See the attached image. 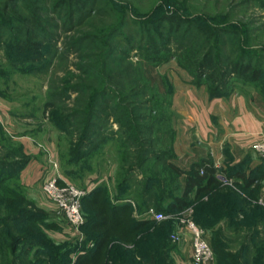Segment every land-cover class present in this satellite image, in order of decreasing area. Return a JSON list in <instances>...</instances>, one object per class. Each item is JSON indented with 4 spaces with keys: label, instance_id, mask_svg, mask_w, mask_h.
<instances>
[{
    "label": "trees",
    "instance_id": "1",
    "mask_svg": "<svg viewBox=\"0 0 264 264\" xmlns=\"http://www.w3.org/2000/svg\"><path fill=\"white\" fill-rule=\"evenodd\" d=\"M85 2L95 4L93 0ZM97 2L101 4L91 9L92 15L87 12L82 16L78 13L85 6L81 0H57L54 6L56 11L67 10L68 23L73 26L69 28L70 31L82 25L89 29L86 33L73 31L74 35L65 42L63 54L71 51L78 56L80 63L74 65L77 75L68 71L58 85H51V100L46 101L43 107L44 112L49 111L50 122L57 130L77 137L69 153L72 163L85 158L81 152L92 144L99 123L106 124L109 118L118 124L120 133L128 134L124 140L119 141L121 148L125 151L134 149L131 153L134 156L130 155L129 158L135 157L136 161H140L124 169L126 176L130 175L134 167L143 166L149 155L159 157L142 149V141L138 138L142 134L133 131L139 125L132 124L144 120L136 115L141 109L136 107L135 101L142 98L145 85L141 69L131 61L129 51L139 52L144 61H161L164 59L161 58L162 52H168L166 47L173 41L167 35L165 37V33H182L183 36L193 32L188 40L183 37L175 41V44L179 50L185 49L180 56L187 68L194 70L197 79L204 80L210 98L226 96L223 93L226 78L239 77L254 83L264 78V69L260 63L257 60L252 63L255 60L253 51H248L238 41L241 33L235 26L222 27L219 23L208 24L203 20L187 18L180 13L175 0H163L144 14L118 6L119 13L113 9L114 13L110 15L100 7L103 4L107 6L106 2L111 1ZM3 7L0 14H4L10 6ZM24 7L27 15L22 23L35 30V38L39 42L30 37L22 24L9 25L7 30L14 37L2 39L7 35L4 31L0 32V43L5 44V49L15 56L7 57L12 67H16L14 62L18 61L26 68L32 67L43 59L46 50L48 38L42 33L43 25L37 16L38 9L29 5ZM107 17L111 22L104 24L103 20ZM95 19L101 24L100 28L94 25ZM128 25L135 28L132 31L134 36L124 35ZM222 36H228V41H233L231 45L234 49L230 53L231 56L236 55L235 58L217 53V48L223 46ZM246 42L243 41V44L246 45ZM216 59L225 63L223 70L216 69ZM180 65L182 63L179 61ZM207 84H214V89H210ZM71 94L77 97L70 107L67 102ZM80 97L85 100L80 101ZM142 128L150 131L149 128ZM8 151L5 157L0 158V264H174L170 256L172 248L168 244L169 228L163 224L151 231L156 221L133 218L132 201L139 204L140 214L153 209L158 213L174 215L192 206L194 223L208 233L217 264H239L240 259L246 260L245 264H264L263 239H258L252 255L248 246V243L257 239L260 233L258 227L264 218V208L256 203L260 186H252L259 179L256 174L246 177L241 166L225 171L229 179L240 181L234 182L240 192L236 193L220 187L215 177L217 169L210 161H200L193 164L189 171H182L167 158L163 166L175 177L185 176V188L181 195L167 198L169 203L165 209L159 203L166 199L164 189L155 179L153 182L151 179L142 182L135 195L126 198L116 196V201H127L121 205H115L104 197V188L89 192L81 200L87 213L83 215L84 224L80 227L85 237L73 247L69 242L55 245L47 240L39 227L38 214L28 207L29 202L20 192L9 187L11 184L8 181L16 178L28 158L20 147ZM12 155L18 159L13 160ZM161 156L166 158L164 153ZM124 178L120 185L126 186L129 180L128 177ZM253 201L255 204L251 203ZM227 231L236 236L233 240L239 239L237 236L242 234L237 254L229 251L227 243L230 240L225 235ZM19 247L21 253L17 257ZM32 250L35 252L30 259ZM73 253H76L74 261L70 259ZM9 254L12 255L9 257Z\"/></svg>",
    "mask_w": 264,
    "mask_h": 264
},
{
    "label": "rangeland",
    "instance_id": "2",
    "mask_svg": "<svg viewBox=\"0 0 264 264\" xmlns=\"http://www.w3.org/2000/svg\"><path fill=\"white\" fill-rule=\"evenodd\" d=\"M97 1L93 0L95 2L93 4L92 2L81 0L82 5L85 4V6L78 12L80 16L87 12L92 15L93 10L91 9L97 8L102 2L99 0L100 4H98ZM109 1L111 2H106L108 3L107 6H103V4L100 8L106 10V13L110 15L114 13V10L119 13L120 7L118 6H125L134 9L140 14H144L163 0ZM56 2L57 0H0V10L4 8V5L10 6L5 10L4 14H0V26H4L0 27V32L4 31V34L7 35L2 39H7L9 36L14 37V34L7 30L9 25L22 24L29 32L30 37L34 41L39 42L35 38V30L28 24L22 23L27 15L24 7L27 5L38 9L37 16L43 25L42 33L48 38L45 44L46 50L43 52V59L32 67L28 66V68L21 65L23 63L21 62L20 64L18 60V62H14L17 64L16 67H12L11 65L13 64L11 63L8 64L7 57L13 58L15 56L9 52L10 50L5 49V44L2 45L0 43V158L5 157L10 152L8 151L9 149L14 147L21 148L24 156L28 158V162L19 171L16 178L8 181L11 184L9 187L20 192L29 202L30 205L28 207L36 215L38 214L40 219L39 227L43 231L44 236L47 237V240L52 241L55 245L69 242L73 247H76L75 245H78L84 239L85 234L80 230L78 232L73 231L66 224L56 206L48 200L42 190L44 183L50 179L51 174L54 172L52 164H56L57 171L63 179L78 189L91 193L96 189L101 190L104 188V197L109 198L115 205L127 202H123V200L116 201V196L126 198L135 195L141 188L142 182L150 181V179L153 182V179H155L161 189H164L166 199L160 200L159 203L165 209L167 203H169L167 198L181 195L185 188V185L183 187L181 183L182 176L175 177L163 166L167 158H170V162L175 159L173 152L175 129L176 125L181 121L178 109L173 105V97L177 89L176 85L190 83L197 87L204 86L206 90L207 86L204 84L203 79H197L193 69L187 68L188 66L182 59L183 57L180 56L185 49L179 50L175 44V41L183 37L188 40L192 36V31L190 35L183 36L182 33H165V37L167 35L173 41L166 47L169 51L162 52L161 58L164 59L155 63L144 61L141 59L140 53L135 50L129 51V58L133 63H137L141 69L143 85H145L142 98L135 101L136 107L141 109L136 112V115L143 117L144 120L132 124L133 126L139 125L141 127V129L135 127L133 131L142 134L138 136L139 140L141 139L142 141V149L159 157L154 158L149 155L148 158L147 156L148 159L143 166H140V168L132 167L133 171L126 176L124 169L126 170L131 165L134 166L140 161H136L135 157L129 158L130 155L131 157L134 156V154H131L134 149L125 151L121 148L120 142L128 134L120 133L118 124L113 122L112 118H109L106 124L102 123L101 125L99 123V128L96 130V136L92 144L81 152L85 158L78 160L76 163L70 162L71 144L74 140L76 142L77 137L75 134L70 136V134L57 130L50 122L49 111L44 112L43 107L46 101L51 100V85H58L60 79L68 71L77 75L74 65L80 63L77 60L78 56L71 51L66 53V55L63 54L65 42L74 35L73 31L86 33L89 29L82 25L81 27L75 26L70 31L69 28L73 26L68 23L67 10L56 11L54 8ZM175 2L176 6L180 8V13L187 18L203 20L208 24L219 23L222 27L235 26L234 28H237L241 33L238 36V41L248 51H253L255 60L252 63H256L257 60L264 69V0H175ZM107 22H111L108 17L103 20L104 24ZM93 23L100 28L101 24L96 19ZM127 29L126 33L123 32L124 35L127 37L134 36L132 31L135 28L128 25ZM5 30L7 31L5 32ZM221 39L223 40V46L217 48V53L219 54L220 52L228 58H235L236 55L231 56L232 54L230 53L234 49L231 45L233 41H228V36H222ZM243 41H247L246 45L243 44ZM216 60H218L215 61L216 69L223 70L225 63L222 60ZM179 61L182 66H179ZM225 83L223 93L226 95L234 91L252 89L264 96V78L254 83L244 78L230 77L226 78ZM207 85L210 89L215 87L214 84L211 86L210 84ZM76 97L75 94H71L67 105L71 107ZM84 100V97H80V101ZM142 127L149 128L150 131H144ZM126 131L129 133L128 130ZM163 153L166 158L161 156ZM12 157H14L13 160L15 161L18 159L17 156L12 155ZM217 174L226 180H230L225 171L217 169ZM124 177H128L129 185H120L121 181H124ZM217 180L221 188L240 193L234 182L230 186L219 178ZM121 187L123 190H120ZM262 201L264 202V200ZM130 203L133 209L132 217L135 219L151 220V216L158 213L150 209L140 214L139 204H136L135 201ZM251 203L255 204L254 201ZM190 208L194 211L192 206ZM85 209L83 203L81 205L82 217L87 215ZM164 215L167 217L166 220L154 223L155 225L150 230L152 231L166 224L164 227L167 226L170 230L168 244L172 248L170 256L174 264H192L189 243L184 240L173 242L170 239L171 235L179 233L177 218L171 217L169 213ZM258 230L260 233L255 242L248 243L250 255L254 254V245L258 239H263L264 241V218ZM204 234L210 244L208 233L205 231ZM225 235L230 240L227 243L230 248L229 251L237 254L240 241H242V234L237 236L239 239L236 240H233L236 236H233L231 232L228 233L227 231ZM34 252L35 250L30 252V259L33 258ZM20 253L19 247L16 251L17 257H20ZM11 255L9 254V257ZM75 257L76 253L70 255L72 261L75 260ZM244 261L246 260L240 259L239 264H245ZM209 264H217L214 256Z\"/></svg>",
    "mask_w": 264,
    "mask_h": 264
},
{
    "label": "crops",
    "instance_id": "3",
    "mask_svg": "<svg viewBox=\"0 0 264 264\" xmlns=\"http://www.w3.org/2000/svg\"><path fill=\"white\" fill-rule=\"evenodd\" d=\"M176 86L173 105L181 121L171 163L182 171L204 160L220 171L241 166L246 177L257 175L259 182L252 186H260L257 200H264V158L252 150L254 143L264 140V96L248 89L210 98L204 86ZM181 183L184 187L185 176Z\"/></svg>",
    "mask_w": 264,
    "mask_h": 264
},
{
    "label": "built area",
    "instance_id": "4",
    "mask_svg": "<svg viewBox=\"0 0 264 264\" xmlns=\"http://www.w3.org/2000/svg\"><path fill=\"white\" fill-rule=\"evenodd\" d=\"M252 150L261 158H264V140L256 142L252 145ZM53 174L50 179L44 183L43 192L48 200L54 204L66 222L73 230L78 232L84 224V218L81 215V200L89 191L78 189L63 179L57 171L56 164H52ZM202 174V172H200ZM215 177L221 179L225 184L233 185L231 179L226 180L217 173ZM257 203L264 208V202L258 200ZM193 211L190 207L182 210L176 217L179 226V233L171 235L173 242L186 241L191 249L192 264H209L213 259L212 248L205 237L201 228H199L192 220ZM166 216L162 213H155L150 219L161 222L166 220Z\"/></svg>",
    "mask_w": 264,
    "mask_h": 264
}]
</instances>
